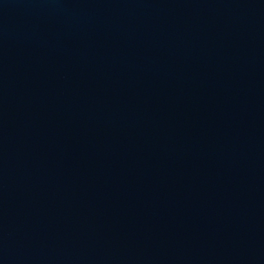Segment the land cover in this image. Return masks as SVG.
<instances>
[{
  "label": "water",
  "instance_id": "95a60500",
  "mask_svg": "<svg viewBox=\"0 0 264 264\" xmlns=\"http://www.w3.org/2000/svg\"><path fill=\"white\" fill-rule=\"evenodd\" d=\"M0 264H264V0H0Z\"/></svg>",
  "mask_w": 264,
  "mask_h": 264
}]
</instances>
